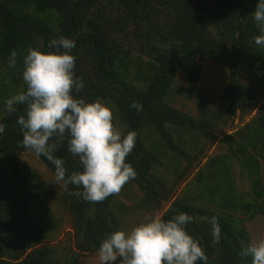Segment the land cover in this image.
<instances>
[{"label": "trees", "instance_id": "trees-1", "mask_svg": "<svg viewBox=\"0 0 264 264\" xmlns=\"http://www.w3.org/2000/svg\"><path fill=\"white\" fill-rule=\"evenodd\" d=\"M263 214L264 0H0V264H264Z\"/></svg>", "mask_w": 264, "mask_h": 264}, {"label": "rangeland", "instance_id": "rangeland-1", "mask_svg": "<svg viewBox=\"0 0 264 264\" xmlns=\"http://www.w3.org/2000/svg\"><path fill=\"white\" fill-rule=\"evenodd\" d=\"M207 62L208 61L205 60L204 67L208 66ZM138 69H140V67L133 69L134 71L132 73L134 74V76L138 73L137 72ZM132 73L129 75V77H133ZM140 80H139V83L142 85ZM199 84L200 85H198L197 88L199 86H201V83H199ZM193 89H194V87L186 81L184 75H180L178 77L177 81H176V84L174 85V87L172 89L173 92H175V93H177V91H178V96L179 97H178V99L175 100V102H173L172 106L183 107V106H185V102L187 100H190L189 103L191 101L193 102L194 97L191 96V93L193 92L192 91ZM256 110H257V107L248 116L245 117V121H248L249 119H251V117L256 113ZM237 117L235 119V123L236 124L238 123V118ZM252 224L255 226V228H252V231H251ZM246 228L251 232L250 233L251 234V238H252V240H253V242L255 244H257V245L264 244V214L260 215V216H257L255 219H253L251 221H248V223H246ZM257 236L259 237L260 240L258 239ZM139 246H140V244H136L134 247H130V251L132 252L133 256L135 257L136 264H141V257L138 256L134 252L135 248L139 247ZM106 258L107 257H105V256L104 257L100 256V257L93 258V259H86L85 258L83 260V264H107V259Z\"/></svg>", "mask_w": 264, "mask_h": 264}]
</instances>
